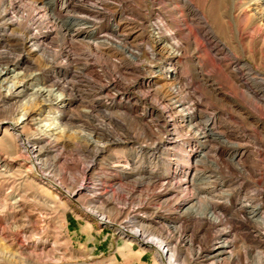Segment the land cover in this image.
Instances as JSON below:
<instances>
[{"label": "rangeland", "instance_id": "obj_1", "mask_svg": "<svg viewBox=\"0 0 264 264\" xmlns=\"http://www.w3.org/2000/svg\"><path fill=\"white\" fill-rule=\"evenodd\" d=\"M189 1L223 41L222 28L241 0ZM16 2L19 20H0V154L10 160V171L0 176V264H216L206 255L219 240L220 229L234 244L235 258L229 264H256L264 254L255 244L264 242L257 231L264 235V226L258 221L242 227L244 216L232 203L257 194L264 208V163H258L264 136L246 126L238 113L235 120L224 114L222 95H235L238 84L230 80L221 52H209L187 21L180 1L71 0L66 9L60 8V0ZM37 17L42 21L38 27L32 24ZM160 22L174 28L173 37L182 40L183 50L172 48L167 31L156 32ZM71 23L95 35L71 37L66 30ZM118 25L117 33L113 28ZM29 28L42 34L53 59L28 48ZM171 64L172 71L165 74L163 69ZM14 66L20 73L16 79L5 73ZM11 81L26 83L24 95L6 96ZM212 81L214 94L208 87ZM177 83L181 93L173 94ZM39 87L45 92L40 94ZM60 94L63 107L52 102ZM196 100L206 113L225 120L223 129L245 152L248 171L227 168L225 158L213 152L231 148L222 139H210L213 152L199 166L195 181L187 180L185 169L192 168L200 141L179 127L180 115L172 110L170 119L185 142L178 148L184 173L176 174L173 151L160 146L169 133L156 126L152 113L156 107L167 110L174 101L189 105ZM146 109L148 115L139 121L137 115ZM22 112L30 118L23 133L39 148L37 167L23 142L5 132ZM77 188L73 198L65 193ZM185 200L197 216L182 212ZM213 203L222 209L218 230L202 221ZM93 208L115 224L101 221ZM136 230L148 239H154L149 234L154 232L170 240L174 258H163L158 246L123 233ZM191 238L193 245L188 243Z\"/></svg>", "mask_w": 264, "mask_h": 264}, {"label": "bare ground", "instance_id": "obj_2", "mask_svg": "<svg viewBox=\"0 0 264 264\" xmlns=\"http://www.w3.org/2000/svg\"><path fill=\"white\" fill-rule=\"evenodd\" d=\"M14 1H10L11 3H9L7 6L6 5L4 6L3 4H5L6 0H1L3 7H0V20L5 19L8 24H15L17 20H19L17 17L18 14L16 12L18 5L16 0ZM53 1L56 0H49V2H53ZM70 1L71 0H60V8L66 9ZM179 1L182 4V7L187 12V21H189L193 25V27L198 31V35L201 36V38L205 41L208 51L221 52L222 55L221 60L224 58L227 61V63L225 62L226 70H231V72L227 73L229 75L230 80L232 81V79H234L238 84L236 88L238 92L235 93V95L232 96L229 93L222 95L221 101L224 103L223 105L225 107L224 114L228 116L229 120H235L236 119L235 114L238 113V115L242 117V122L246 126L252 127L256 131H258L259 134L264 136V120H263L264 117V0H246L245 2L243 1L244 3H242L241 0L239 2L241 5L240 9L238 11L235 10L236 13L230 11L232 13L230 14L229 18L227 15L228 20L226 18L227 21L225 22L224 28H222L224 32L220 31L222 32L221 34H223L224 37L223 41L216 35L212 26L208 23L205 17L189 0H179ZM41 23H42L41 18L37 17L34 23L32 24H34L35 26L37 25L38 27ZM184 24L185 22L182 21L179 22V26H183ZM155 27L157 33L167 31V37L172 38L174 40L171 42L172 48H177L178 50H181L183 48L182 40L181 39L177 40L176 39L177 36H175V38L173 37V35L176 32L174 31V28L167 27V24L163 22L157 23ZM83 29H84L83 27L75 23H71L66 28L67 32L71 34V37H75V38H77L78 35L86 34V32ZM113 30L114 32L118 33V31L120 30L119 25L116 27L114 26ZM26 34H25V38L27 40V46L30 50L36 53H43L44 55H47V57H49L50 59H53L54 56L52 54V51L50 50L49 46L45 43V40L42 39L41 36L42 34L40 32L34 33V31L32 32V30L29 28L27 29ZM86 35L94 36L95 32L90 31L87 32ZM193 39H194L193 43L197 46L196 54H199L200 49L198 47L197 37ZM62 51L64 53V48L62 49ZM239 55L249 58L251 60V63L246 60L240 59L241 57L239 58ZM69 57H70V53L67 52V54L64 55V59L67 60ZM216 57H218V54H216ZM195 58L197 61H199L201 57L196 56ZM16 67L14 66L12 69L10 68L5 73L8 74L13 79H16V77L20 75V73H15ZM172 67L173 65L171 64L168 68H164L163 72L169 74L172 71ZM174 76L177 79L178 74L175 73ZM115 81H116L115 79H112L110 85L114 86ZM215 86L216 84L213 81L208 86L210 88L211 93L213 94L216 93L217 90ZM181 88L182 86L180 85V83L173 84V88L171 89V92L173 94H178L180 91L181 93L180 90ZM26 91H27V87L24 81L22 82L11 81V83H9L5 88L6 96L10 95V96L18 97L22 94L24 95ZM38 92L42 94L45 92V90L39 87ZM238 100H240L241 103L238 102ZM108 101L110 100L108 99ZM52 102L56 104L58 107H63L64 105L63 95L61 94L58 95L56 98L52 100ZM154 103L157 104L156 102ZM200 103H201L200 100H196L193 103H190L189 105L188 104L183 105L181 103L174 101L172 102L171 105L168 104L166 105L168 107L167 110L160 111L159 108L156 107L157 109L155 110L154 113H152L153 114L152 116L154 118L153 122L157 124L156 126L167 130L169 133V138L166 137L167 141L162 142L160 146H162L164 150L168 149L173 151L172 156L171 157L168 156V157H170V159L173 158V160L177 165L176 174L177 173L179 174L180 172L184 173V169H182L181 164H179L178 161L181 158V152L178 150V148L180 146H183L185 142L184 140L178 138L179 135H178L177 124L170 119V113L172 110H175L180 115L181 122H179L180 123L179 127H181L182 129H187L190 136H193V138L200 141V146L198 148L197 155L195 156L192 162V168L188 166L185 169V176L187 177V180H190L191 182L195 181L196 176L199 173L198 171L200 170L198 169L199 166L202 163H204V161H206L210 157V154L213 152L212 150H210L208 146L210 139L213 140L222 139L223 144L225 142L227 143L229 148H231L228 151H224V150L222 151V149H218V150L216 149V151L213 152L215 155L221 158H225V162H226L225 165L227 164L226 165L227 168L237 167L242 171H248L244 159L245 152L241 151L238 148L239 143L237 139L232 138L224 131L223 129L224 127L222 125L223 124L222 120L224 119L222 118V116H217L215 113H211V114L206 113L201 108ZM172 106L174 107L172 108ZM164 111H166V113ZM148 112L149 111L146 109L144 113L141 112L139 115H137L139 121L140 120L142 121L143 117L148 115ZM20 116L21 117L19 119L9 122L8 124L9 129L8 128L5 129V132L10 130L11 133L16 138H18L20 141L23 142V144L26 147L25 149L32 156L31 157L32 166L37 167L40 163L38 159L40 158L38 157L39 156L38 145L37 143L31 141L30 139L31 137L28 134L27 135L30 138L27 135L25 136L23 133V129L28 119L30 118L28 117L29 115L27 112L24 113L22 112V115ZM101 131H103V129ZM258 156L259 157L261 156L263 158L262 160L260 159L258 163L259 162H261L260 164L264 163V153L259 152ZM8 164H10V160L5 156H3L2 154H0V176H3L10 171ZM65 193L70 198H73L75 195L79 193V189L77 188L73 192H69L66 190ZM256 198H258L257 194L252 195L249 198L243 197L240 201H236L235 203H232L235 210L244 216V219L241 220L243 226L242 225L241 226L246 229H247L245 224L246 222L253 223L259 221L264 226V211H263L264 208L261 203H257ZM188 203L189 201L187 200L182 201L181 203L183 206L182 212L183 213L191 212L193 213L194 216H197L196 210L193 209V206H187ZM93 209L94 210H92L91 212L101 221L115 224L114 222L113 223L110 222L107 219L106 215L103 214L101 211L95 208ZM220 211H222V209L218 208V205L213 203L212 211L205 214L204 217L202 216L203 218L202 221L209 224L210 226L209 229L212 230L215 228L217 229V227L221 225V222H223L219 215ZM123 233L127 235H131L139 242L146 244L148 246H158L160 248L159 253L163 258H168V259L174 258L173 247L171 246V242H169L170 240L167 241L166 239L159 238L160 236L158 237L157 235L154 234V232L149 233L154 239H148L147 235H145L140 230H136L135 232H131V233L129 232L127 233L123 232ZM218 233L220 236L219 240L212 246L211 251L209 252L208 255H206V257L211 261L213 260V263L216 264H218L220 261L229 264L230 261H232L235 258L233 241L227 240L228 239L227 232H225L224 230L220 229L218 230ZM257 233L261 238L264 237V235L261 234L259 231H257ZM188 243L189 245H193L194 239L193 238L189 239ZM255 244L257 248L262 250L264 249V242H261L260 239L256 241ZM261 254L262 256H260V259L256 264H264V254L263 252Z\"/></svg>", "mask_w": 264, "mask_h": 264}]
</instances>
